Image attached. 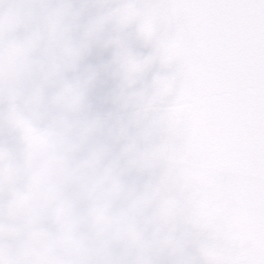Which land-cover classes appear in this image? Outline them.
Instances as JSON below:
<instances>
[{
	"label": "clouds",
	"instance_id": "9594fccd",
	"mask_svg": "<svg viewBox=\"0 0 264 264\" xmlns=\"http://www.w3.org/2000/svg\"><path fill=\"white\" fill-rule=\"evenodd\" d=\"M0 264H264V0H0Z\"/></svg>",
	"mask_w": 264,
	"mask_h": 264
}]
</instances>
